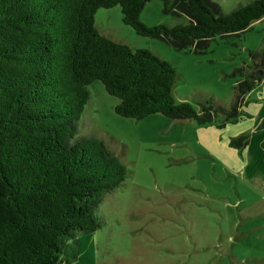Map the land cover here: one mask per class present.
I'll return each instance as SVG.
<instances>
[{"label":"trees","instance_id":"obj_1","mask_svg":"<svg viewBox=\"0 0 264 264\" xmlns=\"http://www.w3.org/2000/svg\"><path fill=\"white\" fill-rule=\"evenodd\" d=\"M149 1L0 0V264H96V208L128 170L104 140L77 135L94 80L119 98L120 116L200 123L239 118L248 92L264 80L263 40L249 51L250 63L234 69L242 79L229 106L207 99L198 110L178 101L174 66L104 35L97 10L119 5L138 34L201 54L217 35H239L262 19L264 0L228 13L213 0H163L166 13L187 22L156 25L141 19ZM243 138L246 176L264 175V105Z\"/></svg>","mask_w":264,"mask_h":264},{"label":"rangeland","instance_id":"obj_2","mask_svg":"<svg viewBox=\"0 0 264 264\" xmlns=\"http://www.w3.org/2000/svg\"><path fill=\"white\" fill-rule=\"evenodd\" d=\"M213 1L228 13L253 0ZM95 19L115 40L168 60L177 73L176 99L198 110L207 99L231 104L242 79L234 69L250 63L249 51L264 40V17L239 35H217L201 54L138 34L123 22L119 5L98 9ZM141 19L187 22L166 13L163 0L149 1ZM88 87L77 135L104 140L128 170L96 208L102 222L94 236L96 264H264V175L246 176L251 155L243 138L255 129L264 80L248 92L239 118L206 123L161 113L123 117L115 112L119 98L101 80Z\"/></svg>","mask_w":264,"mask_h":264},{"label":"crops","instance_id":"obj_3","mask_svg":"<svg viewBox=\"0 0 264 264\" xmlns=\"http://www.w3.org/2000/svg\"><path fill=\"white\" fill-rule=\"evenodd\" d=\"M103 33V32H102ZM104 35H106V36H108V37H110V38H113V35H111V34H109V33H103ZM113 39H115V38H113ZM264 105V104H263ZM250 160H251V158H250Z\"/></svg>","mask_w":264,"mask_h":264}]
</instances>
